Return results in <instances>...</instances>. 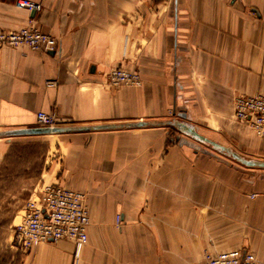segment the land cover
<instances>
[{
	"label": "crops",
	"instance_id": "0c3cea01",
	"mask_svg": "<svg viewBox=\"0 0 264 264\" xmlns=\"http://www.w3.org/2000/svg\"><path fill=\"white\" fill-rule=\"evenodd\" d=\"M17 1L0 0V31L35 25L60 54L0 49V165L10 137L52 114L73 131L48 135L49 183L84 194L90 219L78 255L69 241L38 243L18 264H203L231 250L264 264V172L177 135L264 162V135L232 118L236 97L264 95V0H27L33 13ZM120 67L141 86L109 87ZM176 121L192 128L169 138Z\"/></svg>",
	"mask_w": 264,
	"mask_h": 264
},
{
	"label": "built area",
	"instance_id": "2783aa9c",
	"mask_svg": "<svg viewBox=\"0 0 264 264\" xmlns=\"http://www.w3.org/2000/svg\"><path fill=\"white\" fill-rule=\"evenodd\" d=\"M16 7L31 12L40 10V5L27 0L16 2ZM26 47L43 54H60L58 42L43 33L37 26L30 25L17 31H0V49ZM106 83L113 89L141 86L140 74L124 68H113L105 75ZM233 118L257 135L264 130V95L239 96L233 101ZM37 125L42 129L56 126L52 114L39 112ZM89 214L83 194L64 188L59 184L43 185L38 196L30 200L16 226L14 241L17 247L27 251L37 243L69 241L73 243L75 254L87 243ZM121 223L116 216V225ZM204 264H256L254 255L249 251L231 250L217 254H207Z\"/></svg>",
	"mask_w": 264,
	"mask_h": 264
},
{
	"label": "rangeland",
	"instance_id": "374dc122",
	"mask_svg": "<svg viewBox=\"0 0 264 264\" xmlns=\"http://www.w3.org/2000/svg\"><path fill=\"white\" fill-rule=\"evenodd\" d=\"M233 121L236 122L234 118ZM176 125L183 126L184 124L179 121L169 124L166 127L169 138H175L178 132ZM183 127L192 128L188 125ZM247 128L256 137H263L264 135V130L262 135H257L253 129ZM194 132L196 130L190 133L185 129L182 133L178 132L179 134L177 135L182 134L186 141H195L193 146L196 151L217 154L237 169L250 171L254 175L264 172V167H261L264 162L260 161L257 156L243 151L240 146L228 143L225 146L218 147L205 142L204 139L199 138ZM65 133L67 132L56 134ZM48 135L38 134L26 137L12 136L9 138L10 146L5 159L0 165V264L2 261L3 264H7V261L8 264H18L17 253H25L30 250L24 251L16 246L14 233L16 226L22 222L27 203L36 199L38 190L43 185H51L49 183V174L47 173L50 168H53L54 163L52 162L55 159L52 156L55 155V149L53 139L49 138ZM83 196L86 205V197L84 194Z\"/></svg>",
	"mask_w": 264,
	"mask_h": 264
},
{
	"label": "water",
	"instance_id": "95a60500",
	"mask_svg": "<svg viewBox=\"0 0 264 264\" xmlns=\"http://www.w3.org/2000/svg\"><path fill=\"white\" fill-rule=\"evenodd\" d=\"M50 54H53V53H50ZM135 126L136 127H142V126H145V123H137ZM104 128H106V127H98L97 129H104ZM68 131H73V130L72 129H63V128H52V129L37 128V129L27 131V134H31V135L52 134V133H60V132H68ZM261 167H264V164H261Z\"/></svg>",
	"mask_w": 264,
	"mask_h": 264
}]
</instances>
